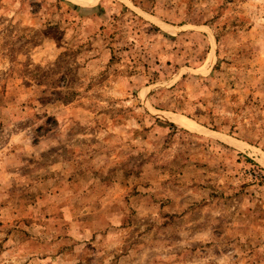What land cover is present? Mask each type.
<instances>
[{"label": "rangeland", "instance_id": "1", "mask_svg": "<svg viewBox=\"0 0 264 264\" xmlns=\"http://www.w3.org/2000/svg\"><path fill=\"white\" fill-rule=\"evenodd\" d=\"M0 264H264V0H0Z\"/></svg>", "mask_w": 264, "mask_h": 264}, {"label": "bare ground", "instance_id": "2", "mask_svg": "<svg viewBox=\"0 0 264 264\" xmlns=\"http://www.w3.org/2000/svg\"><path fill=\"white\" fill-rule=\"evenodd\" d=\"M177 123L185 128H193L194 124H192L190 121H188L187 119H177Z\"/></svg>", "mask_w": 264, "mask_h": 264}]
</instances>
